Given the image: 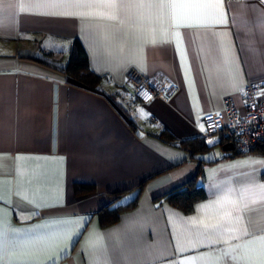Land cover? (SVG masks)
<instances>
[{
    "label": "crops",
    "instance_id": "obj_1",
    "mask_svg": "<svg viewBox=\"0 0 264 264\" xmlns=\"http://www.w3.org/2000/svg\"><path fill=\"white\" fill-rule=\"evenodd\" d=\"M20 2L0 0V264L259 261L264 153L229 155L217 138L192 155L175 141L200 140L203 116L223 112L227 97L244 112L250 79L264 90V0H223L226 25L192 28H177L156 7L108 19L102 10L74 15L76 0H22L24 11ZM75 41L102 77L94 90L51 66L67 63ZM131 69L153 85L168 80L170 95L140 101ZM200 162L207 196L192 210L161 197L196 176ZM78 183L95 188L78 192ZM141 187L135 206L103 221L102 207L128 202ZM118 189L127 192L113 203ZM236 201L243 219L202 227Z\"/></svg>",
    "mask_w": 264,
    "mask_h": 264
},
{
    "label": "built area",
    "instance_id": "obj_2",
    "mask_svg": "<svg viewBox=\"0 0 264 264\" xmlns=\"http://www.w3.org/2000/svg\"><path fill=\"white\" fill-rule=\"evenodd\" d=\"M128 83L136 97L149 102L156 97L167 98L173 87L168 80L153 85L137 69L128 73ZM245 111L241 112L231 97H227L223 112H209L203 116L205 129L202 138L216 141L217 138L232 142L241 153L251 151L264 143V90L257 80L250 79L245 87ZM211 119H208V117Z\"/></svg>",
    "mask_w": 264,
    "mask_h": 264
},
{
    "label": "snow or ice",
    "instance_id": "obj_3",
    "mask_svg": "<svg viewBox=\"0 0 264 264\" xmlns=\"http://www.w3.org/2000/svg\"><path fill=\"white\" fill-rule=\"evenodd\" d=\"M74 7L81 9L80 12L74 13V15H85L87 12L92 10H102L106 15L105 18L115 19L118 14L129 8H148L156 7L162 10H167L168 15L175 22L177 28H192V27H208L210 26L208 21H214L218 25H226L227 19L223 10V0H157L154 4L147 3H125L123 0H76ZM20 11L25 10L24 3H19ZM189 19H194L196 22L191 23ZM143 111V110H142ZM208 119H211L209 116ZM202 127V126H201ZM203 130V128H202ZM208 143H214L208 141ZM264 187V186H262ZM201 207H204L203 205ZM247 207V205H245ZM242 209L239 206V201L234 202L232 210L223 213L217 220L216 223H204L201 222L202 227L208 231H214L222 228L225 224L229 223L232 219L237 221L243 219L239 215ZM234 213L236 214L234 216ZM232 231H239L242 236L252 237L255 234L249 232L245 228H233ZM6 240L5 233L0 231V244ZM261 244L264 245V236L260 237ZM27 245H22L26 247ZM238 247L243 248L245 245H239ZM22 264H32L30 261L22 262ZM51 264H56L55 260L51 261ZM246 264H264V251L261 253V259L248 260Z\"/></svg>",
    "mask_w": 264,
    "mask_h": 264
},
{
    "label": "trees",
    "instance_id": "obj_4",
    "mask_svg": "<svg viewBox=\"0 0 264 264\" xmlns=\"http://www.w3.org/2000/svg\"><path fill=\"white\" fill-rule=\"evenodd\" d=\"M31 58L36 59L35 57H32V56ZM37 60L42 61L41 59H37ZM46 64H49V63H46ZM51 66L65 74H68L71 78L70 81L72 83L88 88V89H92V90L96 89L102 81V77L98 75L91 68L88 54L85 51L80 41H75L72 47L69 59L64 66H56V65H51ZM161 136L165 138L166 140H172V136L171 135L166 136L164 130L162 131ZM175 143L179 144L180 146L185 147L186 149L191 150L192 155L194 152L193 150L194 147H199L198 150H202L210 146V144L206 142L202 137L200 140H197V141L180 140L178 142L175 141ZM251 151L264 153V143L257 144L256 147L252 149ZM239 153L241 152L238 151L236 147H234L233 149H231V152L229 153V155H236ZM199 177L202 180L204 178V167H203L202 162H200L199 171L196 176L188 179L181 185L172 188L168 192L161 195V197L169 200L171 203L183 208L186 211L192 210L194 208V205L198 201L204 199L207 196V190L204 184L201 183V181H199ZM142 185H143V182L140 183V186ZM94 188L95 187L93 185H87V184H81V183L76 184V191L78 192H87V191L93 190ZM141 189L142 187L139 189L137 195L131 200H129L128 202H119L113 207H109L108 205L102 207L99 210V212L102 216L103 221L107 222L110 220H115L118 218L119 213L122 210L128 207L135 206L138 202ZM125 192H127V189H118L116 191H113L115 195L114 197L115 199L113 203L117 199H119Z\"/></svg>",
    "mask_w": 264,
    "mask_h": 264
},
{
    "label": "water",
    "instance_id": "obj_5",
    "mask_svg": "<svg viewBox=\"0 0 264 264\" xmlns=\"http://www.w3.org/2000/svg\"><path fill=\"white\" fill-rule=\"evenodd\" d=\"M225 148H234V144L232 142L226 143L224 145Z\"/></svg>",
    "mask_w": 264,
    "mask_h": 264
},
{
    "label": "rangeland",
    "instance_id": "obj_6",
    "mask_svg": "<svg viewBox=\"0 0 264 264\" xmlns=\"http://www.w3.org/2000/svg\"><path fill=\"white\" fill-rule=\"evenodd\" d=\"M214 148H215V150H217V151H219V152L222 151V147H221L220 145H217V146H215Z\"/></svg>",
    "mask_w": 264,
    "mask_h": 264
}]
</instances>
